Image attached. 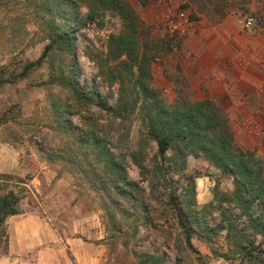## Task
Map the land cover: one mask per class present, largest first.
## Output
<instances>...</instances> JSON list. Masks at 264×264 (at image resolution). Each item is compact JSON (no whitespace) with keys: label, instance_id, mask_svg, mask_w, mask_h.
Segmentation results:
<instances>
[{"label":"rangeland","instance_id":"rangeland-1","mask_svg":"<svg viewBox=\"0 0 264 264\" xmlns=\"http://www.w3.org/2000/svg\"><path fill=\"white\" fill-rule=\"evenodd\" d=\"M75 1V9L71 4V9L66 6L60 11L57 6L60 0H52V4L49 0H0V80H17L0 87V142L9 141L20 148V173L23 176L8 174L12 179L3 184L5 189H11L21 197V211L31 213L43 207L41 209L46 210L49 218L59 224L67 222L64 221L67 216L60 215L68 206L67 202L80 208L82 213L94 215L100 212V224L111 248L107 264H156L145 256H160L159 264H217L213 260L222 258H216L212 253V256L203 254L197 246L198 255L186 247L184 240L182 250L177 248L176 236L182 234V230L171 197H175L178 204L187 210L190 202L198 206L209 205L215 202L216 183L222 191L231 192L233 179L222 174L205 158L193 156H188L184 173L198 177L195 194L189 178L179 180L178 175L170 173L166 181L163 179L156 159V143L147 136L148 110L145 96L136 84L138 69L128 57L116 61L109 52L111 36L119 35L126 28L115 12L98 9L90 19L89 4L96 9L95 4L86 0ZM127 1L139 18L136 32L138 54L144 53L150 59V86L167 105L190 102L188 98L194 97L195 92L189 88L186 79H176V71L169 68L170 55L180 48L182 38L194 28L195 17L190 13L189 6L186 3L176 5L173 11H162L150 20L152 7L146 5L162 7L163 2ZM181 10L189 16V30L186 35L171 37L166 17ZM249 17L256 23V31L250 33L254 35L258 22L255 16ZM55 23L78 29L75 37L78 83L114 110L105 111L95 105L86 113L91 120L86 128L79 114L70 115L69 124L78 134L70 138L59 127L51 105L52 98L60 92V84L53 80L61 81V54L56 52L41 67L21 78L24 67L41 57L50 42ZM244 29L247 31L245 23ZM179 92L184 93L181 100L177 99ZM217 105L222 112L229 106L228 103ZM228 121L234 134L235 130L238 134L235 136L237 147L253 151L257 158L264 159V119L229 118ZM247 122L253 123V136L243 135ZM250 127L247 123V128ZM83 131L85 136L82 135V139L79 136ZM96 133L103 142L94 147L91 136ZM256 140L258 145L248 149L247 143ZM103 144L120 159L130 162L126 168L133 186L127 187L126 194H113L115 189L100 154ZM132 154H135L139 165L133 162ZM174 154L173 151L168 152L169 157ZM170 166V163L166 164V168ZM103 180L110 184L112 194H106ZM207 196H210V201L202 203ZM216 201L222 203L220 195ZM223 206L230 214L234 213L228 202L224 201ZM81 215L77 214V219L84 217ZM220 216V212H215L212 218L219 219ZM201 234L197 231L194 240H201ZM4 235V231L0 230V248L3 247ZM225 237L224 232L216 239L222 252L230 248ZM258 240L261 241V238ZM234 255L231 258H238ZM223 260L228 264H239L238 260Z\"/></svg>","mask_w":264,"mask_h":264},{"label":"trees","instance_id":"trees-1","mask_svg":"<svg viewBox=\"0 0 264 264\" xmlns=\"http://www.w3.org/2000/svg\"><path fill=\"white\" fill-rule=\"evenodd\" d=\"M51 1L49 0L50 4ZM86 1L95 4L96 8H92L89 4L90 19L95 16L98 9L115 12L126 28L119 35L111 36L109 52L114 55L116 61L121 57H128L138 69L136 84L145 96V107L148 110L147 136L156 143V159L163 179L166 181L171 176L170 173L178 175L179 180L189 178L195 194V180L198 177L184 173L188 166V156L205 158L214 168L233 179L234 188L231 192L222 191L219 183H216L215 202L209 205L198 206L197 203L192 205L193 202H190L187 210L180 203L178 204L175 197H171L182 230V234L176 236L177 248L182 250L184 240L186 247L199 255L193 239L197 231H201L199 238L207 243L216 258L238 260L239 264H264V159L257 158L253 151H244L237 147L228 119L214 103L185 101L170 106L160 99L159 94L150 86L152 81L150 59L144 53L138 54L136 32L139 18L127 0ZM71 4L75 9V0H60V5L57 6L61 11V8L66 6L71 9ZM77 30L72 26L66 28L55 23L50 34V42L41 57L35 62L28 63L21 76L24 79L28 72L41 67L56 52L61 54L63 64L60 66L61 81L53 77L55 78L53 82L60 84V92L52 98L51 105L59 127L69 138L78 136L69 124L70 115L79 114L86 128L91 121L86 113L95 105L105 111H114L100 97L82 89L78 83L75 53ZM123 63L130 66L127 61ZM52 65L54 66V61ZM16 81V79L0 80V87ZM82 135L85 136L84 131L79 136L83 139ZM91 138L94 141L91 145H95L94 147L103 142L97 133ZM169 151H173L174 156L169 157ZM100 154L110 176V183L115 189L113 193L111 187L109 188L110 184L103 180L102 186L106 189V194H126L127 187L133 186L126 168L130 162L120 159L105 144ZM132 156L133 162L139 165L135 154ZM167 163H170V168H166ZM10 179H12L11 175L0 174V191H3L0 194V230L2 231L8 217L21 213L19 209L21 197L11 189L6 190L3 185ZM219 195L222 203L216 201ZM224 201L232 206L234 213L230 214V211L224 209ZM215 212H220L219 219L212 218ZM242 219L246 220L241 222ZM224 232L225 239L230 245L226 252L219 250L216 242L217 237ZM259 238L261 241L258 240ZM233 254L238 258H231ZM145 258L156 264L162 259L160 256H145Z\"/></svg>","mask_w":264,"mask_h":264},{"label":"crops","instance_id":"crops-1","mask_svg":"<svg viewBox=\"0 0 264 264\" xmlns=\"http://www.w3.org/2000/svg\"><path fill=\"white\" fill-rule=\"evenodd\" d=\"M182 3L195 17L194 28L170 55L169 68L176 71V79H186L195 92L188 100L228 103L223 111L227 119H264V0H175L172 6L162 7L147 4L152 7L150 20ZM249 16H255L258 22L254 35L244 29ZM183 96L179 92L177 99ZM247 123L243 135L253 136V123ZM232 133L235 140L238 134L236 130ZM247 145L248 149L254 148L258 141ZM21 162L20 148L9 141L0 142V174L23 177ZM209 201L207 196L202 203ZM67 203L60 214L67 216V222L61 224L49 218L43 207L8 217L3 226L0 264H107L111 248L100 224V212L82 213ZM79 213L84 217L78 220ZM193 244L201 253L211 255L205 242L193 239ZM213 261L228 264L223 259Z\"/></svg>","mask_w":264,"mask_h":264},{"label":"built area","instance_id":"built-area-1","mask_svg":"<svg viewBox=\"0 0 264 264\" xmlns=\"http://www.w3.org/2000/svg\"><path fill=\"white\" fill-rule=\"evenodd\" d=\"M167 5H173L174 0H159ZM166 23L171 37L186 35L190 27V20L188 14L181 10L177 13H170L166 17ZM247 32L254 33L256 31L255 20L251 17L247 18L245 22Z\"/></svg>","mask_w":264,"mask_h":264}]
</instances>
